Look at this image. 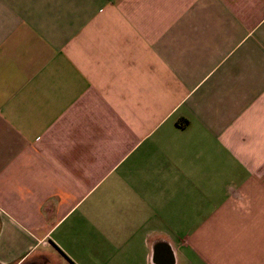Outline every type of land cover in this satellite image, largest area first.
Masks as SVG:
<instances>
[{"label":"crops","instance_id":"obj_1","mask_svg":"<svg viewBox=\"0 0 264 264\" xmlns=\"http://www.w3.org/2000/svg\"><path fill=\"white\" fill-rule=\"evenodd\" d=\"M0 264H264V0H0Z\"/></svg>","mask_w":264,"mask_h":264}]
</instances>
